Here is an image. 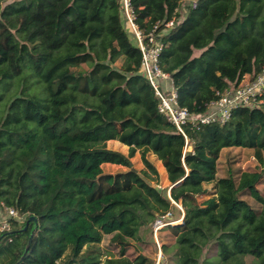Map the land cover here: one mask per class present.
<instances>
[{"label":"trees","instance_id":"16d2710c","mask_svg":"<svg viewBox=\"0 0 264 264\" xmlns=\"http://www.w3.org/2000/svg\"><path fill=\"white\" fill-rule=\"evenodd\" d=\"M130 5L144 34L160 23L157 66L192 115L264 69V0ZM159 101L120 0H0V201L25 214L0 233V264L18 260L33 230L20 264H154L141 234L172 210L182 221L165 226L175 248L168 254L162 243L161 264H246L244 255L264 264V196L256 187L264 176V90L224 123H186L183 134ZM110 140L127 153L108 148ZM227 147L250 149L256 169L218 177ZM136 150L145 169L132 166ZM149 153L166 171L169 196L151 183ZM104 163L126 170L104 172ZM29 216L36 221L22 230ZM104 238L115 252L101 247Z\"/></svg>","mask_w":264,"mask_h":264},{"label":"built area","instance_id":"2783aa9c","mask_svg":"<svg viewBox=\"0 0 264 264\" xmlns=\"http://www.w3.org/2000/svg\"><path fill=\"white\" fill-rule=\"evenodd\" d=\"M182 4L195 7L197 0H180ZM122 21L127 29L134 35L138 47L142 54V63L145 69L146 77L153 86L155 93L159 97L158 111L164 114L167 120L172 123L176 130L183 134V126L186 123L196 125L198 123H207L210 121H219L224 123L230 116V111L238 106H254L258 101V96L264 90V69L253 79H243L239 85L233 89L226 90L219 95L216 100L209 103L207 111L202 115H192L185 108L177 105L176 93L172 88L171 78L168 74L161 72L157 66V55L160 50V44L157 40V29L160 25L156 22L152 28L144 34L134 22V13L130 5V0H120ZM174 24L173 19L164 23L165 28ZM160 81L168 82L171 88L167 91L162 89ZM180 208V205L172 201ZM168 212L158 215L152 222V234L156 238L157 233L162 227L172 223L166 221ZM11 220L22 223L25 220V214H21L12 206L6 205L0 201V233L11 230Z\"/></svg>","mask_w":264,"mask_h":264},{"label":"rangeland","instance_id":"374dc122","mask_svg":"<svg viewBox=\"0 0 264 264\" xmlns=\"http://www.w3.org/2000/svg\"><path fill=\"white\" fill-rule=\"evenodd\" d=\"M120 65V61H116L114 63V66L118 67ZM248 80L247 78H244ZM32 89H39L40 87L38 85L32 86ZM106 146L112 150L120 151L122 153H127L128 147L122 143H120L118 140H110L106 142ZM189 149V147L187 148ZM148 159L153 163L157 170V176L151 180V183H154L157 185L160 189H167L168 186V180L166 171L163 168L161 162L156 158V156L152 153H149L147 155ZM132 166L137 169H145V166L141 160L140 157V151L136 150L135 155L131 158ZM256 169V161L253 157L252 151L247 148H241V147H227L222 149V151L219 154V161H218V169H217V176H232L235 180L238 179L240 174L244 171H254ZM102 170L104 172H110L114 173L117 171H123L126 170L125 167L111 164V163H104L102 165ZM154 176V175H153ZM207 187H210L209 185ZM258 191L262 196H264V176L262 177L261 181L256 185ZM167 195L169 196V191L167 189ZM206 196H201L198 198L200 201L205 199ZM241 198L246 200L257 212L260 211L261 205L256 202L249 194L245 193L241 195ZM180 205V204H179ZM178 207V206H177ZM179 208V207H178ZM182 210L181 206L179 208ZM168 218H166V221L171 220L172 223L170 225L178 224L182 221V211L172 210V212H168ZM166 227H162L161 230L157 233L156 238L153 236V234H149V232H142V237L145 239V243L141 244V251L152 257L154 259V264H161L166 261V257L168 254H171L172 251L175 248V238L170 234L168 229H165ZM162 243L167 245V255H163L161 246ZM132 247L130 246L129 252L136 251L134 248V245L136 242L132 241ZM101 247L105 251H111L115 252L116 250L110 246L107 245V238H104V240L101 242ZM243 259L246 261V264H248L249 261H257L259 262L258 258H255L251 255H244ZM67 257L61 259L60 262H66Z\"/></svg>","mask_w":264,"mask_h":264},{"label":"water","instance_id":"95a60500","mask_svg":"<svg viewBox=\"0 0 264 264\" xmlns=\"http://www.w3.org/2000/svg\"><path fill=\"white\" fill-rule=\"evenodd\" d=\"M30 221H36V218L34 216H29V218L27 219V221L25 222V225L24 227L22 228V230H26L27 229V226L29 224ZM33 234H34V230L30 233L29 237H28V241L25 245V248H24V251L23 253L21 254V256L18 258V260L16 262H14L13 264H20L21 261L23 260V258L25 257L27 251H28V248H29V245L32 241V237H33Z\"/></svg>","mask_w":264,"mask_h":264},{"label":"crops","instance_id":"0c3cea01","mask_svg":"<svg viewBox=\"0 0 264 264\" xmlns=\"http://www.w3.org/2000/svg\"><path fill=\"white\" fill-rule=\"evenodd\" d=\"M178 12L183 14V9L178 10ZM160 82H161L160 84L162 85V88L164 89V91H167L168 89L171 88V85L168 82H164V81H160Z\"/></svg>","mask_w":264,"mask_h":264}]
</instances>
